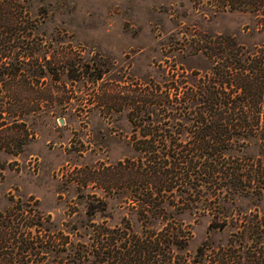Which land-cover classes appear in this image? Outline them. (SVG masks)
Instances as JSON below:
<instances>
[{"label": "rangeland", "instance_id": "rangeland-1", "mask_svg": "<svg viewBox=\"0 0 264 264\" xmlns=\"http://www.w3.org/2000/svg\"><path fill=\"white\" fill-rule=\"evenodd\" d=\"M14 1L18 14L34 25L47 59L52 52H68L77 71L73 79L63 74L58 81H44L57 97L26 118L33 138L24 151L0 150V210L17 199L37 204L56 234L76 248H85L97 225L112 228L128 221L140 234L147 225L157 229L167 221L181 224L178 234L187 239L179 240L183 249L173 250L188 260H199L200 248L208 252L231 239L239 248L243 239L264 252V198L220 199L199 175L191 194L164 198V217L144 223L133 208L138 202L130 188L116 180L118 161L138 159L133 141L155 138L188 146L194 139L195 127L179 113L151 122L158 132L143 137L147 120L142 116L134 128L128 119L131 96L153 88L169 91L174 99L178 91L194 88L212 65L202 49L212 42L210 36L229 34L247 46L264 42L253 12L216 10L207 0ZM243 152L258 155L257 145L250 142L238 153ZM257 220L263 223L258 234L236 235L242 230L237 224Z\"/></svg>", "mask_w": 264, "mask_h": 264}, {"label": "trees", "instance_id": "trees-1", "mask_svg": "<svg viewBox=\"0 0 264 264\" xmlns=\"http://www.w3.org/2000/svg\"><path fill=\"white\" fill-rule=\"evenodd\" d=\"M207 1L216 10L253 12L257 30L264 33V0ZM18 13L14 0H0V150L15 155L33 138L26 118L38 112L44 101L56 100L43 87L44 81H58L63 74L73 79L77 71L73 54L52 52L47 59L34 25ZM210 38L212 42L202 49L212 65L194 88L178 91L174 99L169 91L153 88L131 96L128 119L134 128L142 116L147 120L140 130L143 137L158 132L151 122L178 117L177 113L195 127L188 146L141 138L132 142L138 159L116 163L121 170L116 180L130 188L138 202L133 208L144 223L164 217V198L176 192L180 197L191 194L198 187L192 180L199 175L212 196L220 199L264 198V42L247 46L229 34ZM250 142L257 145L258 155L239 154ZM262 225V220L237 224L242 230H236V235L258 234ZM181 229V224L172 226L167 221L157 229L147 225L140 234L128 221L112 228L97 225L85 248H76L67 245L66 236L56 234L51 218L37 204L17 199L0 210V264H62L64 259L72 264H264L262 249L243 239L240 248L231 239L208 252L200 248L199 260H188L173 250L183 249L179 240L187 239L178 234Z\"/></svg>", "mask_w": 264, "mask_h": 264}]
</instances>
